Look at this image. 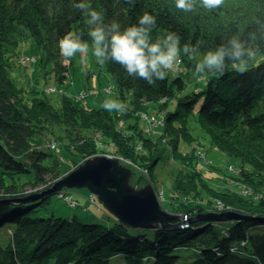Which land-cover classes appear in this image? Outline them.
I'll return each mask as SVG.
<instances>
[{
    "label": "trees",
    "instance_id": "obj_1",
    "mask_svg": "<svg viewBox=\"0 0 264 264\" xmlns=\"http://www.w3.org/2000/svg\"><path fill=\"white\" fill-rule=\"evenodd\" d=\"M74 2L79 0H0V264H121L119 259L124 264H179L180 252L187 250H192L195 255L191 264H264V210L256 208L229 206L242 214L234 220L224 221L229 224L196 219L189 222L188 227L175 228L172 224L180 222L181 217H175L166 227L156 224L144 228L127 226L115 218V222L106 224L100 217L88 221L79 219L76 214L63 217L46 213L48 195L38 198L35 195L51 187L58 174L63 173L58 159L54 165H46L47 152L41 146H32L29 138L36 133L35 127L40 120L54 124L67 104H75L66 94L58 108L50 102L25 101L20 88L8 74L7 63L17 44L30 37L46 56L44 63H52L53 81L65 83L69 78L70 63L60 55L59 40L72 33L91 42L88 18L72 6ZM88 2L93 9L105 12V22L114 19L122 27L137 23L139 17L148 12L157 18L153 40L176 32L181 37V45L200 41L201 56L221 44L226 45L233 37L257 52L249 63V70L243 74L229 67L222 76L199 77L195 74V63L200 56L190 61L182 55V69L179 67L174 71V76L168 72L166 79L155 85L129 76L115 62L105 63L120 98L130 96L127 109L116 111V114L129 122L127 127L135 129L134 139L140 144L142 153L135 149L132 136L123 135V132L120 133L126 138L125 151L119 150V153L139 167L134 166L138 181H147L144 172L152 171L146 164L151 165L153 158L163 157V153L168 152L170 140L175 139L170 154L172 149L173 154H181L178 141L188 134L186 129L189 127L185 123L191 114H196L197 122L218 149L237 158L245 157L246 160L242 159L256 165L264 161V153H257L244 138L253 136L264 149V0H230L212 11L201 8L197 1L194 11L189 13L177 10L174 0H135L134 5L125 0ZM231 63L228 61L229 65ZM61 65L62 69L58 67ZM191 72H194L193 76ZM198 79L200 86L204 83L201 93L186 87L189 81L198 87ZM114 85H106L104 90L111 92L113 87L116 92ZM115 95L118 98L117 93ZM197 102L198 109L194 111ZM171 104L172 108L169 107ZM163 106L168 108H165L166 119L159 135L144 131L140 114L160 113ZM77 107L75 111L79 114L103 111L102 108ZM107 135L117 147L118 132L110 130ZM82 143L67 145L65 150L77 157L96 153L94 149L84 152L88 145ZM152 149L159 151L151 153ZM22 177L26 179L18 183ZM27 186L31 194H21ZM60 191L72 196L65 190ZM187 192L196 196L193 188H187ZM29 195L34 199L13 201ZM170 198L169 206L162 204L170 212L183 210L193 218L212 210L207 203L196 199L178 200L175 191ZM87 199L90 205L102 208L99 202ZM75 202L73 206L67 203L75 207L78 201ZM259 207L264 209V200L260 201ZM220 225L226 229L224 234L219 233ZM5 227L10 231L7 234ZM229 248L235 249V253ZM242 251L248 255H238Z\"/></svg>",
    "mask_w": 264,
    "mask_h": 264
},
{
    "label": "rangeland",
    "instance_id": "obj_2",
    "mask_svg": "<svg viewBox=\"0 0 264 264\" xmlns=\"http://www.w3.org/2000/svg\"><path fill=\"white\" fill-rule=\"evenodd\" d=\"M228 1L230 0H225V2ZM45 58L46 56L38 49L30 37L23 38L18 48L14 49V55L9 59L8 74L16 86L20 88V95L25 101H43L44 104L50 102L54 107L58 108L59 101L66 94L71 97L75 104V106L70 103L67 104L63 108L64 112L60 114L59 119L54 124H46V122L40 120L35 127L36 133L29 138L31 145L41 146L47 152L48 158L45 161L46 165H54L56 159H58L63 173L62 175L58 174V179L76 167L84 159L101 154L106 157L117 158L123 166L131 170V185L137 188L146 184L152 185L159 196L162 208L182 218L178 224H184L183 222L185 221L188 224V219L191 217H188L183 210H171L172 212H170L162 205L169 206V203L172 201L170 195L173 194V191L179 196L178 200L195 201L196 199L198 202L207 203L212 208L210 211L215 209L217 213L230 209L229 206L232 208L235 207L234 209L256 208L258 210H264L259 207L260 201L264 200V170L261 169V167L264 169V161H260L256 165L245 161V157L237 158L234 154L228 153V151L224 152L218 149L213 144L205 128L201 127L197 122L196 114H191L189 115L190 117L188 116V120L185 123L186 127H189V130L186 129L188 134L185 138L178 141V150L181 154L179 152L173 154L175 152L173 149L172 154H170L175 139L170 140L168 142V152H164L163 157H160L159 160L153 158L152 166L150 163L146 164L152 171L144 172L147 181H138V174L136 172L134 173V171L136 168L139 169V167L132 160L119 153V150L125 151L123 145L126 139L120 132H123V135H131L132 142L135 141V149L139 154L142 153L140 144L136 138L134 139L136 136L134 134L135 129L127 127L130 125H128L129 122L127 123L124 117H117V110L107 111L102 107L104 101L108 99L118 100L128 105L130 104V96L120 98L121 96L112 82L106 65L101 66L96 62L91 47L83 56L77 53L71 59L65 58V61L70 63V71L69 68H65L69 71V78L62 84L55 83L52 80V72L50 71L52 63H44ZM25 59L26 62H23ZM58 67L62 69L63 65ZM180 68L182 69L181 65ZM48 70L49 73L47 72ZM170 73V75H173L174 71ZM193 73L191 72L192 76ZM111 84L115 86L116 92H113V87L111 92H104V86H111ZM203 84L200 86L198 79V87L192 81H189L186 87L201 93L200 90H202ZM54 86L56 90L51 88ZM85 92L87 96L81 94H85ZM116 93L118 98H116ZM77 106L86 107L90 110L102 108L103 111H101L102 114H94V112H81L79 114L75 111L78 108ZM160 108H162L159 111L160 113L150 112L148 114H140V119L143 122V126L141 127L144 131L151 132V135L158 134L161 127L164 126L166 119L165 108L167 109L168 107L163 106ZM197 109L198 102L195 103L194 111ZM120 115L123 114L120 113ZM117 119H120L118 124L116 123ZM41 127L45 130L41 131ZM110 130L118 132V139L115 140L118 144L117 147L114 146L112 137L107 135ZM244 138L249 143L246 144L255 147L257 153H264V149L260 146L261 143L253 136ZM93 142L95 145H93ZM78 143L88 145L83 150L84 152L89 153L94 149L93 152L96 153L91 156L77 157L76 155H72L73 153L65 150L67 145ZM158 151V149H152L151 153ZM25 179L24 177L19 178L18 183L23 182ZM181 181H186L187 183L182 184ZM189 187L196 191V196L193 197L192 194L187 192V188ZM29 189V186L24 187L23 191L27 193L22 192L21 194H31ZM63 190L70 193L72 195L70 196V200L76 199L78 205L75 207L69 206V197L67 198L63 194L67 201L64 200L61 195L62 192L59 190L60 192L56 191L48 195L47 214L63 217L76 214L81 220L92 221L98 220L99 213H102L110 219H114V215H110L103 207L97 208L95 205H90L91 202L87 199V195L89 199H92V194L85 188H62ZM73 203L75 205L76 202ZM171 205H174V203ZM235 214L237 218L242 215L239 211H236ZM101 221L104 223V220L101 219ZM212 221H216V223L222 222V224L230 223L217 220ZM105 223L109 224V222ZM219 229L221 231L219 232L220 234L226 232L224 225H220ZM256 229L258 230L259 228ZM4 231L6 234L10 232L7 227H5ZM202 247L203 249L206 248V246ZM210 248L213 247L210 246ZM229 249L232 253H235V249ZM180 253L179 264H191L192 256H195L194 252L187 250L181 251ZM238 255L246 256L248 253L242 251ZM119 263L124 264L121 259H119Z\"/></svg>",
    "mask_w": 264,
    "mask_h": 264
},
{
    "label": "clouds",
    "instance_id": "obj_3",
    "mask_svg": "<svg viewBox=\"0 0 264 264\" xmlns=\"http://www.w3.org/2000/svg\"><path fill=\"white\" fill-rule=\"evenodd\" d=\"M134 5L135 0H125ZM175 8L179 11L193 12L197 0H174ZM225 0H199V6L205 10H218ZM84 14L89 26L88 36L91 43L83 40L81 35L69 33L59 40L60 55L71 59L77 53L82 56L91 47L96 62L103 66L112 61L123 67L133 78L155 85L163 81L168 72L178 71L183 63L182 55L188 60H196L195 74L199 76H222L231 67L232 70L243 74L249 70V63L257 55L256 50L248 47L239 38L229 39L227 44H221L200 55L201 42L196 44L184 43L176 32H168L163 37L152 39V33L157 28L156 16L145 12L137 23L122 27L117 20L105 22V12L92 8L88 0H79L72 5ZM231 61V65L228 64ZM102 107L107 111L123 112L127 105L113 99L105 100ZM254 259H256L254 257Z\"/></svg>",
    "mask_w": 264,
    "mask_h": 264
},
{
    "label": "water",
    "instance_id": "obj_4",
    "mask_svg": "<svg viewBox=\"0 0 264 264\" xmlns=\"http://www.w3.org/2000/svg\"><path fill=\"white\" fill-rule=\"evenodd\" d=\"M131 170L123 166L117 158H110L96 154L88 157L76 167L69 170L53 185L40 192L38 196L51 195L61 188H85L95 195L97 201L114 215L120 222L132 227H152L156 224L166 227L175 216L164 210L154 187L150 184L139 188L130 184ZM31 195L13 201L32 199ZM236 210L228 209L217 213L209 211L199 213L197 217L189 218V222L196 219L226 221L237 218ZM240 217V216H239ZM175 227H188L181 224H172Z\"/></svg>",
    "mask_w": 264,
    "mask_h": 264
},
{
    "label": "bare ground",
    "instance_id": "obj_5",
    "mask_svg": "<svg viewBox=\"0 0 264 264\" xmlns=\"http://www.w3.org/2000/svg\"><path fill=\"white\" fill-rule=\"evenodd\" d=\"M18 46L20 45V43L19 44H17ZM18 48V47H17ZM38 59H39V57H37ZM23 62H26V59L23 61ZM8 67H9V61H8ZM52 77V76H51ZM53 80V79H52ZM53 90H56V87L54 86V87H51ZM64 94V93H63ZM81 94H83V95H85V96H87V94H84V93H81ZM174 103V102H173ZM170 108H172L173 107V104H171L170 106H169ZM163 110H164V108H163ZM33 146V145H32ZM91 194V193H90ZM87 197H88V195H87ZM102 220H104L105 222H109V223H113V222H115L116 220H113V219H110L109 217H107L106 215H103L102 213H99V215H98Z\"/></svg>",
    "mask_w": 264,
    "mask_h": 264
},
{
    "label": "built area",
    "instance_id": "obj_6",
    "mask_svg": "<svg viewBox=\"0 0 264 264\" xmlns=\"http://www.w3.org/2000/svg\"><path fill=\"white\" fill-rule=\"evenodd\" d=\"M104 91H105V92H108V90H106V89H105ZM85 94H86V92H85ZM83 96H84V95H83ZM63 194H64V193L62 192L61 195L63 196V198H64L65 200H66V198L64 197V195H65L67 198L69 197V200H70V195H68V194H64V195H63ZM66 201H67V200H66ZM73 202H74L73 199L70 200V202H69L70 205H73V204H74Z\"/></svg>",
    "mask_w": 264,
    "mask_h": 264
}]
</instances>
